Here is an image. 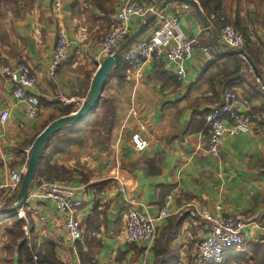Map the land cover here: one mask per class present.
<instances>
[{
	"label": "crops",
	"instance_id": "1",
	"mask_svg": "<svg viewBox=\"0 0 264 264\" xmlns=\"http://www.w3.org/2000/svg\"><path fill=\"white\" fill-rule=\"evenodd\" d=\"M123 1L61 0L56 10L54 0H0V70L30 66L37 79L30 92L41 105L38 118L28 119L25 103L13 96L12 84L0 72V113L10 112L0 122V183L10 170L26 167L33 141L48 123L75 111L86 99L94 72L106 57L97 41L113 26ZM181 5L172 1L160 13H180L181 30L196 35L208 53L197 48L183 62L181 79L166 63L152 60L139 74L112 70L103 104L92 119L100 122L111 107V124L71 127L52 136L39 162L58 168L57 179L74 187L82 202L78 217L84 235L72 242L54 203L31 200L22 209L35 251L48 240L55 243L63 264H192L207 228L201 216L191 217L189 211L213 212L220 204L240 224L247 242L229 249L219 264H264V125L252 123L248 132L228 138L214 156L206 147L204 121L225 89L237 93L241 107L246 104L264 116V90L242 56L222 53L233 48L222 44L218 25L208 24L205 32L194 8L184 11ZM220 8L231 25L254 37L247 45L251 56L246 53L264 82V0H220ZM142 22L132 20L129 35ZM59 34L71 41V55L51 75ZM140 123L146 126L143 135L149 145L136 150L130 135ZM67 134L77 142H61ZM58 144L64 150L54 152ZM6 196L0 191V205L11 197ZM165 205L172 211L185 208L157 220L151 245L125 241L130 208L157 217ZM17 220H23L17 213L0 215V264H21L18 248L23 239L13 240Z\"/></svg>",
	"mask_w": 264,
	"mask_h": 264
},
{
	"label": "built area",
	"instance_id": "2",
	"mask_svg": "<svg viewBox=\"0 0 264 264\" xmlns=\"http://www.w3.org/2000/svg\"><path fill=\"white\" fill-rule=\"evenodd\" d=\"M162 0H124L114 15L113 26L102 34L97 46L100 54H110L117 49L130 33V22L135 18L142 21L152 12H155ZM61 0H54V7L59 10ZM184 11L192 9L189 4L182 3ZM208 24L219 27V37L223 45L233 49L244 48L254 37L244 35L226 20L223 9L211 12ZM209 28V26H208ZM71 41L65 34H59L53 50L50 74H55L56 68L70 59ZM200 48L208 53V47L201 46L196 35H185L180 28V13H171L167 16L157 14L154 28L148 34L142 35L121 52L124 63L133 74H139L149 60L164 62L170 66L178 79L184 74L183 62L192 57L194 51ZM1 74L13 86V96L26 105L25 116L28 119L38 118L40 114V101L30 92L36 85L37 79L27 64L6 65L0 70ZM244 107V108H243ZM241 107L237 93L232 89L222 91L221 98L214 103L204 117L208 133L207 150L214 156L218 155L220 147L230 137L244 134L249 131L252 123L264 125V116L256 110H251L246 104ZM10 112L6 109L0 113V122L8 120ZM23 127V123L19 125ZM146 126L140 123L130 135L132 146L136 150H143L149 145V140L143 133ZM25 168L10 170L6 179L0 183V191L7 196H14L19 188ZM112 174H115L112 171ZM5 196V195H4ZM31 200H50L56 210L65 218V227L72 242L83 239V230L78 212L82 202L75 195L74 187L67 180L52 179L40 180L33 184L28 192L26 204ZM13 204V203H12ZM7 198L3 200L0 208L6 207ZM8 206V205H7ZM23 208V207H22ZM17 210V215L24 219L26 225L24 232L27 235V218L23 209ZM33 207H30L32 209ZM185 207L172 211L165 205L160 209L157 217H152L130 208L126 214L124 239L128 244L144 242L152 244L156 236L157 220L168 218ZM36 210L33 213L36 214ZM189 215L201 216L206 221L207 233L199 241L197 249L192 256V264H219L225 253L231 248H240L247 242V236L242 232L240 224L230 215L223 213L222 206L217 204L213 212L190 210Z\"/></svg>",
	"mask_w": 264,
	"mask_h": 264
},
{
	"label": "water",
	"instance_id": "3",
	"mask_svg": "<svg viewBox=\"0 0 264 264\" xmlns=\"http://www.w3.org/2000/svg\"><path fill=\"white\" fill-rule=\"evenodd\" d=\"M177 1L185 4H189L194 8L195 14L201 22L205 32H209L208 22L206 17L202 14L198 2L195 0H162L158 5L155 12L150 13L143 22L138 26V28L132 32L127 38L120 44V46L107 55L102 62L96 68L94 75L92 77L90 87L88 90V95L82 104L75 111L68 114L62 115L50 123H48L40 133L35 137L33 144L30 149L29 159L27 165L24 169L22 179L19 188L15 194V199L13 204L0 208V215H10L17 212L18 209L22 208L26 204L28 192L33 186L35 180L37 169L40 161V153L42 147L46 141H48L54 134L62 130L65 126L80 122L88 118L96 109L98 108L99 102L104 92L105 84L108 75L111 73L115 67L120 53L127 48L129 43L134 39H137L142 33L148 30L156 21L157 14L166 6V4ZM224 54H236L242 56L248 63L255 79L257 80L259 86L264 90V82L262 81L261 74L258 67L250 56L246 53L244 48L239 49H226L223 50Z\"/></svg>",
	"mask_w": 264,
	"mask_h": 264
},
{
	"label": "trees",
	"instance_id": "4",
	"mask_svg": "<svg viewBox=\"0 0 264 264\" xmlns=\"http://www.w3.org/2000/svg\"><path fill=\"white\" fill-rule=\"evenodd\" d=\"M195 1L198 2L200 10H201L202 14L206 17V19H208V16L211 12H214V11L221 9L220 8V0H195ZM135 40L136 39H134L132 42H134ZM200 41L202 43H204L203 37H200ZM131 43H129V45ZM244 50H246V52H248V54L251 56V53L249 52L247 46L244 47ZM244 62L247 63L246 61H244ZM117 69H125L126 72L128 71V68L123 61L121 53H120V56L117 60L115 67L113 68V70H117ZM111 75H112V71L108 75L106 84L109 81V79L111 78ZM122 79H123V76L119 78V80H122ZM106 84H105V87H106ZM103 100L104 99H101L98 107H100L103 104ZM111 109H112L111 107L106 108L104 115H103L100 122L92 121V119L94 118V116L97 112V111H94L88 118H86L80 122H75V123L69 124V125L65 126L61 131H65L71 127L72 128L79 127V126L88 127V126L95 125V124L100 125V126H109L111 124V118H112ZM66 113L68 114L69 112H66ZM107 132H109V129H107ZM52 138L53 137H51L48 141H46L44 143V145L42 147V151L40 153V158L42 157L46 147L49 145V142ZM61 142L65 143L66 145H69L72 142H77V139L75 137L67 134V135H64L62 137ZM62 150H64V147L58 144V145H56V147L54 148L53 151L57 152V151H62ZM58 174H59L58 168H56L52 165H49V164H46V165H44L43 163L40 164V162H39L37 174H36V177H35L33 184L35 183V181H37V179H42V180H46V181L55 179L58 177ZM14 199H15V195L9 197L7 199V202L10 204L11 202H13ZM14 227H15V231H14V237H15L14 240H15L18 236H20L19 232H17V231H20V233H21V231H23L24 221L23 220L15 221ZM18 250H19V260H20L19 262L21 264H63L58 260V258L56 256L55 243L52 241H48V240L44 241V244L41 246L40 251L36 252L33 244L30 243L29 240L23 239V242L19 245ZM78 252H79L80 257L81 256L83 257V254L79 248H78ZM257 264H261V261H259Z\"/></svg>",
	"mask_w": 264,
	"mask_h": 264
},
{
	"label": "rangeland",
	"instance_id": "5",
	"mask_svg": "<svg viewBox=\"0 0 264 264\" xmlns=\"http://www.w3.org/2000/svg\"><path fill=\"white\" fill-rule=\"evenodd\" d=\"M140 37V36H139ZM120 46V45H119ZM113 52V51H112ZM107 55H109V54H107ZM246 64V63H245ZM248 66V65H247ZM23 221H24V219H23ZM28 221V220H27ZM29 223V222H28ZM27 223V224H28ZM26 225V222L24 221V226ZM28 227V226H27ZM17 232H19V234H20V236H18L17 238H22V239H27V240H29L30 239V231H28V233H27V235L25 234V232H24V228H23V231H21V233H20V231H17ZM15 238V237H14ZM14 238H13V240H14ZM37 252V251H36Z\"/></svg>",
	"mask_w": 264,
	"mask_h": 264
}]
</instances>
